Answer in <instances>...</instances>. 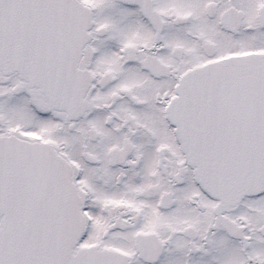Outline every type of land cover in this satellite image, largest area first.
I'll return each instance as SVG.
<instances>
[{
	"label": "snow or ice",
	"instance_id": "6c2138e0",
	"mask_svg": "<svg viewBox=\"0 0 264 264\" xmlns=\"http://www.w3.org/2000/svg\"><path fill=\"white\" fill-rule=\"evenodd\" d=\"M0 264H264V0H0Z\"/></svg>",
	"mask_w": 264,
	"mask_h": 264
}]
</instances>
